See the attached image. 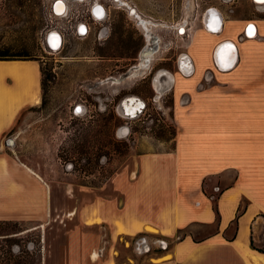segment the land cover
Listing matches in <instances>:
<instances>
[{"label": "rangeland", "instance_id": "obj_1", "mask_svg": "<svg viewBox=\"0 0 264 264\" xmlns=\"http://www.w3.org/2000/svg\"><path fill=\"white\" fill-rule=\"evenodd\" d=\"M54 1L0 0V57L33 60L42 71L40 102L23 109L2 135L0 155L42 180L51 197V212L43 221H0V264H150V258L171 250L183 233L109 237L106 225L81 227L68 211L94 197H113L115 173L134 166L142 154L173 148L179 127L174 94L166 89L156 98L154 81L161 76L156 75L160 69L183 78L193 75L179 72L176 63L189 50L196 25L191 23L188 37L169 28L182 22L180 16L190 19L191 12L181 9L183 0H123L125 5L119 0H63L67 9L62 16L52 14ZM94 5L101 8L99 19L92 14ZM240 8L246 17L253 14L250 0H242ZM131 9L160 24L150 30L151 47L157 51L149 61L151 68L135 78L128 71L137 64L146 42ZM254 12L253 18L264 17V12ZM236 28L230 24L226 33ZM259 29L264 31V24ZM51 31L60 36L57 48L45 42ZM197 60L206 62L203 57ZM218 72L207 70L195 87L207 94L202 102L211 113L202 118L207 127H217ZM178 99L177 109L190 105L187 94ZM131 100L142 105L127 116L123 108ZM216 194L211 193L213 204ZM259 222L262 228L256 231L254 246L264 249V221ZM71 230L67 243L65 232ZM195 230L202 237L214 225Z\"/></svg>", "mask_w": 264, "mask_h": 264}, {"label": "crops", "instance_id": "obj_2", "mask_svg": "<svg viewBox=\"0 0 264 264\" xmlns=\"http://www.w3.org/2000/svg\"><path fill=\"white\" fill-rule=\"evenodd\" d=\"M240 7L242 2L231 13L220 8L223 28L219 34L196 27L187 50L190 72L176 65L183 74L193 73L191 77L183 78L164 69L158 79L174 94L179 127L173 148L142 154L134 166L115 173L111 178L113 197H94L68 211L69 217L79 219L81 227L106 225L109 237L151 233L145 230L146 225L165 237L183 233L171 250L150 258V264H249L240 248L258 252L250 247V237L254 243L256 231L262 228L259 219L264 221V31L259 29L264 17L253 18L254 13L246 17ZM250 19L256 22L257 38L238 40ZM230 24L237 28L228 34ZM221 40L233 42L236 54L231 44L225 46L227 54L219 66L233 67L218 70L215 128L203 125L202 118L211 113L202 105L206 92L195 91V87L198 77L215 70L212 50ZM202 57L206 62H198L197 58ZM25 65L31 70L30 81L27 73L12 71ZM40 82L41 69L36 61L0 60V140L23 109L34 106L32 96L35 92L40 96ZM182 94L191 99L190 105L181 110L176 106ZM215 190L213 204L211 193ZM50 212L49 187L0 155V221H43ZM89 219L91 223H87ZM116 223L127 233L118 234ZM212 225L211 233L197 236L195 229ZM73 231L65 232L67 243ZM59 256L61 261L63 256Z\"/></svg>", "mask_w": 264, "mask_h": 264}, {"label": "bare ground", "instance_id": "obj_3", "mask_svg": "<svg viewBox=\"0 0 264 264\" xmlns=\"http://www.w3.org/2000/svg\"><path fill=\"white\" fill-rule=\"evenodd\" d=\"M260 1H263V0H260ZM124 3L125 2L123 0H119L118 1L119 5H125ZM55 9H56V11L59 14L66 12L67 5H66L65 1L59 0V2L57 3ZM133 11L134 10L131 9V12H133ZM133 13H134V17L136 19V22H137L138 26H140V28L143 31L146 45H145V48L142 49L140 51V53H139V59H138L137 65L135 66V68H132L131 71H130V74H129L130 78H133V77L135 78V77H138L140 75L146 74L147 71L150 70L151 67L149 65V61L151 59H153L154 55L157 52L154 48L151 47V45H152L151 44V40H152L153 37H152V35H150V33H152L151 31H152L153 28L158 27L160 25L159 23H157L155 21L143 18L141 16V14H139L137 11H135ZM92 14H93L95 19H99L102 16L101 8L98 5H94V7L92 9ZM79 27H80L79 28L80 33H83L84 29L81 26H79ZM180 27L183 28L182 25ZM253 28L255 29V27L252 26L248 30V33H250V35L254 33V29ZM183 31H184V29H183ZM58 36H57V33L55 31H51V32H49L48 36L46 37V41H48L50 46H52L53 48H57L56 46L60 42V40H59L60 36L59 37ZM232 56H233V53H231V57ZM186 59H187L186 54H181L180 57H179V67L181 69H183L184 71L185 70L187 71V70L191 69L189 59H187V60ZM232 62H233V59H231L230 64ZM217 63H218V65L221 64L220 62H217ZM28 64L30 65V63H28ZM33 68H34V79H33V82H34L35 86L37 87L38 84H37V81H36V69H35L36 67H33ZM12 71L14 73L25 72L29 76V81L31 80V70H30V67L28 65H25L23 67H15V69H12ZM162 73H164V71L162 69H160V71H158L156 75L159 76ZM168 77H169V75H168ZM112 82H116V80H114ZM154 82H155L154 83V88H155L156 93H157V95L155 97L157 98L160 94H162L164 92L163 90H166L167 88H166V86H163V89H162L161 85L158 83L157 80H155ZM32 102H33L34 105L39 104L40 96H39L38 93L35 92L33 94ZM141 105H142L141 102L137 103V102H133L131 100L130 103L124 104L123 111L128 113V114H130V115H133V114H135L137 112V109H140ZM125 131L126 130H123L122 132H125ZM96 221H98V220H96ZM87 223H91L90 219L87 221ZM116 225H117V233L118 234L127 233V231H126L127 229L125 228L126 229L125 230L121 226L120 223H116ZM145 230L148 231V232H151V233H156L157 232L154 228H152L150 226H147V225L145 227ZM240 249L242 250L243 256H244L245 260L247 261V263H249V264H264V254L259 253V252H257V253L256 252L255 253H249L248 251H244L242 247ZM95 255H96V253H95ZM95 255H93V256H95Z\"/></svg>", "mask_w": 264, "mask_h": 264}, {"label": "built area", "instance_id": "obj_4", "mask_svg": "<svg viewBox=\"0 0 264 264\" xmlns=\"http://www.w3.org/2000/svg\"><path fill=\"white\" fill-rule=\"evenodd\" d=\"M56 1V0H55ZM53 2V5L55 3ZM187 1V6L183 5ZM183 4L181 6V9H188L189 13L191 12L190 19L189 16L184 20L182 16L179 17L182 22L180 23H175L169 26L170 29H172L176 34L189 36V34L192 31V24L195 23L196 27L199 25L201 28H203L205 31H207L209 34H219L222 31L223 28V21H222V16L220 14V8L225 7L227 8V11L229 13L233 12V8L239 4H241L242 0H216V3H213L211 0L210 1H204V0H183ZM192 2V7L190 8V4ZM207 2H212V3H207ZM250 2L253 4L254 11L256 12H264V0H250ZM53 5H52V14L54 16H62L66 12L57 14L53 10ZM185 7V8H184ZM251 13H255V12ZM174 17V16H173ZM179 25H182L180 27ZM166 25L165 27H167ZM254 26L256 29V23L254 20L250 19L246 22L244 25V28L241 32L240 35L237 36V39L240 40L241 38H257L256 30L254 29V33L250 35L248 33V30L250 27ZM167 29V28H166ZM184 29V31H183ZM45 40V38H44ZM46 42V40H45ZM231 44L234 52L236 54V49L235 45L233 42L229 40H221L217 42V44L214 46L212 50V64L215 69L217 70H229L233 65L229 67H224V65L219 66L217 62L221 63V59L227 54V52L224 50L226 45ZM188 48V47H187ZM182 54V53H181ZM180 54V55H181ZM187 56V52L185 53ZM188 57V56H187ZM189 59V57H188ZM234 62V59H233ZM232 62V64H233ZM177 65H178V57H177ZM179 67V65H178Z\"/></svg>", "mask_w": 264, "mask_h": 264}, {"label": "trees", "instance_id": "obj_5", "mask_svg": "<svg viewBox=\"0 0 264 264\" xmlns=\"http://www.w3.org/2000/svg\"><path fill=\"white\" fill-rule=\"evenodd\" d=\"M18 55H14V56H11V57H0V60H25V59H20V58H18L17 57ZM42 72V71H41ZM42 85H43V81H42ZM216 210V209H215ZM240 210V209H239ZM237 222V218H235V220H234V223H236ZM182 238H180L179 240H181ZM193 241L194 242H198L196 239H194L193 238ZM250 247L252 248V249H255L256 251H258V252H260V253H262V254H264V249H262V248H257V247H255L254 246V243H253V239H252V237H250Z\"/></svg>", "mask_w": 264, "mask_h": 264}, {"label": "water", "instance_id": "obj_6", "mask_svg": "<svg viewBox=\"0 0 264 264\" xmlns=\"http://www.w3.org/2000/svg\"><path fill=\"white\" fill-rule=\"evenodd\" d=\"M58 2H59V0H56L55 3H54V5H53V10H54V12L57 13V14H59V13L56 11L55 7H56V5H57ZM126 115H127V116H130V114H127V113H126Z\"/></svg>", "mask_w": 264, "mask_h": 264}, {"label": "flooded vegetation", "instance_id": "obj_7", "mask_svg": "<svg viewBox=\"0 0 264 264\" xmlns=\"http://www.w3.org/2000/svg\"><path fill=\"white\" fill-rule=\"evenodd\" d=\"M143 37H144V34H143ZM144 41H145V37H144ZM144 48H145V46H144L142 49H144ZM169 49H171V47H169ZM176 64H177V63H176ZM136 65H137V64H136ZM136 65H133V66L129 69V71H128L129 74H130L131 69H132V68H135ZM128 76H129V75H128Z\"/></svg>", "mask_w": 264, "mask_h": 264}]
</instances>
